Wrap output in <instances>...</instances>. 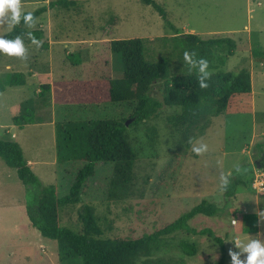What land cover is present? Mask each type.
<instances>
[{"label": "rangeland", "instance_id": "rangeland-1", "mask_svg": "<svg viewBox=\"0 0 264 264\" xmlns=\"http://www.w3.org/2000/svg\"><path fill=\"white\" fill-rule=\"evenodd\" d=\"M56 1L22 0L25 13L47 8L38 17L34 29L26 26L28 30L44 32V46L37 49L25 41L29 50L27 61L0 54V88L3 87L0 90V126L5 129H0V137L10 131V136L2 139L20 144L25 158L34 162L30 166L42 185L56 184L60 195L65 196L85 163L59 167L56 126L78 121L132 120L136 103L56 105L54 111L38 110L34 124L23 128L13 122L18 105L41 92L40 86L62 79L88 81L120 77L121 58L110 50V42L114 40L147 39L146 59L157 63L168 59L165 54L172 53L173 43L176 45L180 40L175 39L176 32L180 33L179 37L193 34L205 40L230 37L237 44L235 55L212 72L248 69L252 76V92L235 95L228 109L212 118L207 128H196L189 134L194 141L206 143L208 151L200 156L192 152L188 139H184L183 133L171 123L179 110L162 106L154 118L133 127L132 120L128 126L129 138L138 152L130 195L119 201L109 200L113 165L98 163L95 175L82 189V204L95 208L104 238L139 239L165 228L203 200H208L218 207V214L212 217L197 215L189 221V227L197 232L210 230L224 240V264H232L229 250L241 251L234 240L247 242L260 238L264 241V220L257 215L264 213V194L252 187V179L264 172V60L258 61L253 55L254 48L264 53V0H153L166 11V19L153 5L142 0H73L76 5L70 8L52 7ZM12 30L13 27L0 25V36L5 37ZM22 64L25 67H19ZM33 71L40 72L43 78L31 76L24 86L10 85L12 75L19 73L28 77ZM161 84H155L151 95L163 102ZM152 128L157 133L150 141L148 134ZM237 163L243 169L241 174L234 171ZM229 170L233 171L231 183L237 184V191L231 197L219 190L220 174ZM239 180L241 184L237 183ZM27 198L26 187L16 170L0 159V201L25 200L26 203ZM82 204L62 213L64 226L81 229L78 209ZM232 219L239 222L235 227ZM245 222L257 224L258 232L245 233ZM6 224H10L11 229L4 234L10 239L18 238L17 230L24 227L22 224L31 225L26 211L10 214ZM27 230L26 227L20 232L23 235ZM32 230L38 233L36 228ZM0 238L5 240L1 235ZM182 242L195 245L196 256H185L180 249ZM9 243L0 245V264H82L81 259L62 263L55 241L47 240L54 246V254L48 262L38 261L27 250L19 255L21 246L14 256L13 242ZM246 256L247 253H243L240 259ZM222 257L220 246L213 238L182 231L163 239L154 260L166 264H221Z\"/></svg>", "mask_w": 264, "mask_h": 264}, {"label": "trees", "instance_id": "trees-1", "mask_svg": "<svg viewBox=\"0 0 264 264\" xmlns=\"http://www.w3.org/2000/svg\"><path fill=\"white\" fill-rule=\"evenodd\" d=\"M153 5L165 19L166 11L153 0H142ZM76 5L73 0H58L52 7L70 8ZM43 8L34 12L39 17L46 12ZM34 32L38 39L44 38L42 30H28L23 20L13 26L5 38L14 39L17 35ZM175 33L172 53L165 54L168 59L151 63L146 59L147 39L132 38L110 42V50L121 58L122 75L117 78L101 77L93 80H59L50 85L42 86L40 94L24 101L17 108L14 124L23 128L34 124L37 109L52 105H101L107 103H136L134 120L136 126L146 122L156 115L162 106L179 110L178 115L171 118L174 128L182 132L184 139H189L196 128L204 130L210 120L222 115L229 107L235 95L252 92V76L248 69L240 71H219L213 73L210 87L201 89L198 86L195 70L189 73V67L184 63L185 50H195L199 56L210 62V71L224 66L228 57L234 56L236 41L230 37L202 39L198 35ZM32 44L24 36V42ZM180 42V44H179ZM44 46V45H43ZM253 55L258 61L264 60V53L258 48L253 49ZM172 68V71L171 69ZM161 84L163 102L152 97L155 84ZM25 84L22 74L16 73L10 77V85ZM3 90V87L0 88ZM126 121L93 120L58 124L56 126V153L59 167L76 162H84L75 176V181L68 194L61 196L56 184L43 186L39 177L32 170L20 144L10 140H0V159L12 169L26 187L28 198L26 212L32 226L41 236L57 243L58 256L62 263L82 260V264H166L162 260H154L156 252L162 248L163 239L176 232H187L207 235L220 246L224 264L226 248L224 240L214 235L210 230L200 232L189 227V221L197 215L215 216L218 207L203 200L190 211L182 214L177 220L152 234H146L139 239H111L103 237V229L99 224L95 208L82 204V189L87 180L95 175L98 163L113 165L110 179L108 199L119 201L128 197L134 187V169L138 160L137 149L132 144ZM157 131L152 128V135ZM263 148V146H260ZM254 178L252 179V181ZM251 181V182H252ZM241 184L242 181L237 182ZM253 183V182H252ZM236 183H230L227 196H233ZM78 209L81 229L66 227L62 222V213L66 209ZM249 220H247L248 222ZM245 233H257V224H244ZM181 251L187 257H194L197 248L193 244L181 243Z\"/></svg>", "mask_w": 264, "mask_h": 264}, {"label": "clouds", "instance_id": "clouds-1", "mask_svg": "<svg viewBox=\"0 0 264 264\" xmlns=\"http://www.w3.org/2000/svg\"><path fill=\"white\" fill-rule=\"evenodd\" d=\"M21 20L29 29H34L38 18L35 17L32 12L23 11L22 0H0V25H7L9 28L19 25ZM31 41L37 49L43 46V41L38 39L34 32L28 31L24 35H17L14 39H7L4 36H0V54H4L10 57H16L22 61L28 60V48L24 42V36ZM184 63L189 67V73L195 70L197 74L198 86L201 89H207L210 87V81L213 76V72L210 71V62L207 58L199 56L195 50H185L183 54ZM192 145V152L197 156L203 155L208 151V145L202 140L194 141L193 138H189L187 141ZM235 173L241 174L243 169L239 163L233 166ZM233 178V171L221 172L219 177V190L226 192L229 188L231 180ZM257 215L264 220V213L258 212ZM239 222L232 219V225L235 227ZM264 235V234H262ZM236 248L241 251L238 253L233 250H229L232 264H264V241L260 238H253L247 240V242L240 239L234 240ZM243 253H247L246 259L241 260L240 256Z\"/></svg>", "mask_w": 264, "mask_h": 264}, {"label": "crops", "instance_id": "crops-1", "mask_svg": "<svg viewBox=\"0 0 264 264\" xmlns=\"http://www.w3.org/2000/svg\"><path fill=\"white\" fill-rule=\"evenodd\" d=\"M21 66L25 67V65H23V64L19 65V67H21ZM28 73H31V70H29ZM39 73L40 72L33 71V74L28 76V77L24 76L22 74L24 76V79H25V84L27 83L28 79H30L31 76H33L35 78H37V77H42L43 78V76H40ZM40 87L42 88V86H40ZM36 93L37 94H35V95H38V94H40V91L36 92ZM56 105L57 104L52 103V105H48L47 107L39 108V109H37V111L41 110V109H43L44 111L45 110L46 111L47 110L48 111H51V110L54 111L56 109V107H57ZM17 108H18V106L16 107V115H17ZM0 129H4V128H1V126H0ZM4 133L6 135L0 137V140H2V138H8L10 136V134H11L10 131H7V132L5 131ZM0 135H1V130H0ZM12 138H15L14 134L12 135ZM28 162H29L30 165H32L34 163V162L30 161V160H28ZM17 211L18 212L26 211L25 200H23V201H20V200L19 201L8 200V202L7 201H5V202H1L0 201V213H1L0 214V235H1V237L3 236V238L5 239V240H3L2 238H0V245L3 244V243H4V245H9L10 244L9 241L11 240L13 242L12 243V245H13L12 248L15 249L14 250V252H15L14 256L18 255L17 248H18V246H21L22 251L19 253V255H21L25 250H27V251H30L33 254L34 258L36 257L38 261L48 262V259H51L52 255L54 254V251H52L54 246L48 244L47 243V239L43 238L37 229L36 230L38 231V233L33 231L32 229H34V227L32 226V224L31 225L30 224L29 225L22 224L24 227L18 228L17 231H19V236L16 239H10V238L5 236L4 233L6 232V230H8V229L10 230L11 229L10 228V224H6L7 221H8V216L10 214L16 213ZM26 227L28 228V230L26 231V233H24L22 235L20 230L24 231L26 229ZM15 228L17 229V227H15ZM34 233H37V234H34ZM58 259H59V256H58Z\"/></svg>", "mask_w": 264, "mask_h": 264}, {"label": "built area", "instance_id": "built-area-1", "mask_svg": "<svg viewBox=\"0 0 264 264\" xmlns=\"http://www.w3.org/2000/svg\"><path fill=\"white\" fill-rule=\"evenodd\" d=\"M252 187L258 193L264 194V172L255 176Z\"/></svg>", "mask_w": 264, "mask_h": 264}, {"label": "water", "instance_id": "water-1", "mask_svg": "<svg viewBox=\"0 0 264 264\" xmlns=\"http://www.w3.org/2000/svg\"><path fill=\"white\" fill-rule=\"evenodd\" d=\"M131 121H132V120H127V121H126V126H127V127L129 126V124L131 123Z\"/></svg>", "mask_w": 264, "mask_h": 264}]
</instances>
